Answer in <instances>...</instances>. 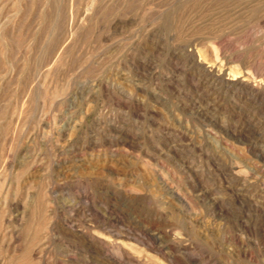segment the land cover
<instances>
[{
    "label": "rangeland",
    "instance_id": "rangeland-1",
    "mask_svg": "<svg viewBox=\"0 0 264 264\" xmlns=\"http://www.w3.org/2000/svg\"><path fill=\"white\" fill-rule=\"evenodd\" d=\"M263 77L264 0H0V264H264Z\"/></svg>",
    "mask_w": 264,
    "mask_h": 264
},
{
    "label": "bare ground",
    "instance_id": "bare-ground-1",
    "mask_svg": "<svg viewBox=\"0 0 264 264\" xmlns=\"http://www.w3.org/2000/svg\"><path fill=\"white\" fill-rule=\"evenodd\" d=\"M243 1H244V0H243ZM261 1H262V0H261ZM238 4H239V3H238ZM242 4H243V3H242ZM219 5H220V4H219ZM219 5H218V6H219ZM238 6H239V5H238ZM215 7H216V6H215ZM217 8H218V7H217ZM222 8H224V6H223ZM246 8H248V7H246ZM249 8H250V7H249ZM225 9H226V8H225ZM225 9H224V10H225ZM236 9H237V8H236ZM234 10H235V9H234ZM211 11H212V10H211ZM213 11H214V10H213ZM207 12H208V11H207ZM235 12H236V11H235ZM197 13H198V12H197ZM221 13H222V12H221ZM237 13H238V12H237ZM230 14H231V13H230ZM217 15H218V14H217ZM214 16H215V15H214ZM227 16H228V15H227ZM232 16H233V15H232ZM188 17H189V16H188ZM203 17H204V16H203ZM204 19H205V18H204ZM186 20H187V19H186ZM211 21H212V20H211ZM207 22H208V21H207ZM192 24H194V23H192ZM200 36H201V35H200ZM219 37H220V36H219ZM219 37H218V38H219ZM215 38H216V37H215ZM222 39H224V38L222 37ZM222 39H221L220 41H222ZM196 40H197V39H196ZM226 42H227V40H226ZM201 43H202V42H201ZM220 43H221V42H220ZM193 44H194V43H193ZM197 44H198V43H197ZM217 44H218V43H217ZM221 44H222V43H221ZM223 44H225V43H223ZM223 44H222V45H223ZM199 45H200V44H199ZM222 45H221V46H222ZM201 46H202V45H201ZM196 47H197V46H196ZM211 52H212V51H211ZM203 53H204V52H203ZM200 56H201V55H200ZM205 56H206V55H205ZM223 56H224V55H223ZM202 57H203V56H202ZM210 58H211V57H210ZM201 59L204 60L203 58H201ZM234 59H235V58H234ZM228 60H229V59H228ZM250 61L252 62V65L256 63V60L253 59V58H250ZM204 62H205V61H204ZM214 62H215V61H214ZM206 63H209L208 66L211 67V68H214V67H215L213 63H212V64H211L210 62H206ZM249 63H250V62H249ZM204 64H205V63H204ZM216 64H217V63H216ZM220 64H221V63H220ZM255 65H256V64H255ZM213 66H214V67H213ZM207 68H208V67H207ZM211 68H210V69H211ZM215 71H216V70H215ZM219 71L221 72V70H219ZM219 71H218V72H219ZM227 71H228V70H227ZM212 72H213V71H212ZM222 74H223V73H222ZM224 74H225V73H224ZM236 74H237V73H236ZM231 75H232V74H230V76L226 77V79L228 80L229 83H235V84H236V83H248L249 80H250V79H249V76H250V75H249L248 73L246 74V75H247L246 78H245V77H244V78H242V77H241V78H239V77L237 78V77H235V75H234V76H233V75L231 76ZM238 75H239V73L237 74V76H238ZM243 76H244V75H243ZM257 76H258V75H257ZM259 78H260V77H259ZM263 78H264V77H263ZM226 79H225V80H226ZM257 79H258V78H257ZM255 80H256V79H255ZM253 81H254V80H253ZM261 82H262V79H261ZM233 85H234V84H233ZM239 85H240V84H239ZM260 87H261V86H260ZM246 88H247V87H246ZM249 88H250V87H249ZM254 89H255V88H253V90H254ZM256 90H258V89H256ZM256 90H255V91H256ZM258 92H259V91H258ZM201 110H202V109H201ZM199 111H200V110H199Z\"/></svg>",
    "mask_w": 264,
    "mask_h": 264
}]
</instances>
